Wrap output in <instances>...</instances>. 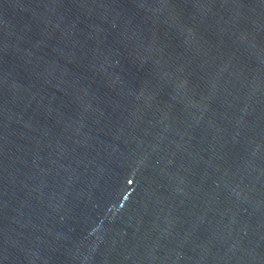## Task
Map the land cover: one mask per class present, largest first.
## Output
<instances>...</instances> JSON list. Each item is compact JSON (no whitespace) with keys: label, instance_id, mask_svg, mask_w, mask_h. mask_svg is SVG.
Listing matches in <instances>:
<instances>
[{"label":"water","instance_id":"obj_1","mask_svg":"<svg viewBox=\"0 0 264 264\" xmlns=\"http://www.w3.org/2000/svg\"><path fill=\"white\" fill-rule=\"evenodd\" d=\"M0 264H264V0H0Z\"/></svg>","mask_w":264,"mask_h":264}]
</instances>
